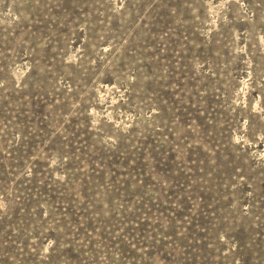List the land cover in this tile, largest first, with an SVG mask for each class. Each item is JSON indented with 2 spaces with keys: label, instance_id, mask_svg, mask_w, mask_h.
Returning a JSON list of instances; mask_svg holds the SVG:
<instances>
[{
  "label": "rangeland",
  "instance_id": "374dc122",
  "mask_svg": "<svg viewBox=\"0 0 264 264\" xmlns=\"http://www.w3.org/2000/svg\"><path fill=\"white\" fill-rule=\"evenodd\" d=\"M0 264H264V0H0Z\"/></svg>",
  "mask_w": 264,
  "mask_h": 264
}]
</instances>
